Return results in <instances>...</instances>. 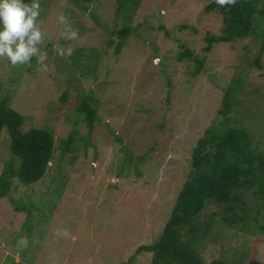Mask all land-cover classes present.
Wrapping results in <instances>:
<instances>
[{
	"label": "rangeland",
	"instance_id": "obj_1",
	"mask_svg": "<svg viewBox=\"0 0 264 264\" xmlns=\"http://www.w3.org/2000/svg\"><path fill=\"white\" fill-rule=\"evenodd\" d=\"M91 1L94 3L91 8L96 10L101 24L114 26L118 20L115 15L117 0ZM206 5L207 0H140L133 22L136 31L123 51L117 54L113 48H106L105 40L109 34L95 24L88 16L90 13L75 6L74 1L41 0V21L46 36L42 52L47 53L48 70L29 73L24 70L26 75L17 84L13 105L26 116L25 130L48 125L55 130L58 142L66 141L74 130L87 137V124L74 123L78 120L79 101L72 90L77 89L85 95L93 93L100 104L92 105L99 116L91 133L95 147H89L87 153L81 151L74 162L71 152L62 159L59 170L70 179L54 169L45 178V183H39L51 192L48 203L56 204V207L51 219L48 208L38 207L39 212H34V232L24 242H18L25 245L28 262L130 264L128 260L139 246L157 238L160 227H153L154 215L169 214L177 186L189 170L194 147L207 129L224 119L218 110L225 88L238 74L236 66L246 52L254 55L259 50L258 40L251 36L236 43L216 44L207 55L203 72L193 77L191 72L196 63L177 58L184 50L182 44L202 56L206 54L203 48L207 45L208 32L222 34L221 19L206 13ZM60 14H64L71 28L78 32L77 38H62L65 26L58 20ZM83 24L93 31L81 34ZM161 26L170 31V36ZM62 39L67 43H62ZM154 46L159 50L156 51ZM76 47H83L84 54L90 56L86 63L98 64L99 77L82 76L84 69L64 72L57 67L56 63H70L68 60ZM58 48H63L65 53L71 49V52L59 55ZM101 52L99 60L91 58ZM2 59L0 80L12 89L13 82H9ZM161 61L168 65L171 85L167 76H163ZM262 63V69L254 67L249 72L252 83L264 84V56ZM67 89L71 92L65 102L62 94ZM250 122L252 126L257 124L254 120ZM162 124L163 128L160 127ZM115 133L124 139L119 146L131 150L135 160L142 158L138 163L145 172L138 181L133 174L118 178L111 169L124 162L123 154L113 140ZM6 137L4 134L1 139ZM1 139L0 154L5 155L7 152L1 149ZM144 183H148L145 202L133 201L138 205L133 210L126 204V199L134 189L135 196L142 195ZM64 186V193L60 192ZM24 188L19 187L18 193L24 194ZM54 192L61 193V198H56ZM133 211L135 217L140 212L137 219L131 216ZM10 213L1 206L0 226L4 222L6 226L11 223L19 228L24 219L16 220ZM0 234L12 242L18 237L10 231L0 230ZM0 245L3 248V242ZM260 247L258 259L264 261V247ZM4 249L6 253L12 252L7 245ZM135 261L131 264H150L151 255L142 253Z\"/></svg>",
	"mask_w": 264,
	"mask_h": 264
},
{
	"label": "trees",
	"instance_id": "obj_2",
	"mask_svg": "<svg viewBox=\"0 0 264 264\" xmlns=\"http://www.w3.org/2000/svg\"><path fill=\"white\" fill-rule=\"evenodd\" d=\"M72 1L82 12L90 13L88 16L95 24L102 27L105 34H109L108 40H105L106 48H113L114 52L120 54L136 31L133 22L140 0H117L115 15L118 20L112 27L101 24V18L91 8L94 6L91 0ZM204 11L221 19L222 34L208 32L207 45L203 48L206 54L202 56L187 48L185 43L182 44L184 50L177 58L179 61L189 59L196 63L191 72L193 77H198L203 72L207 55L216 44L236 43L251 36L258 40L259 50L254 55L246 52L241 63L236 66L238 74L231 78L225 88L222 105L218 110L224 117L223 121L207 129L197 142L190 158L189 170L183 182L177 186L176 198L169 214L160 213L158 217L156 214L153 217V227H160L157 238L152 243L139 246L129 258L130 264L135 263L137 256L142 253L151 255L150 264H264V261L258 259L261 257L259 248L264 247V84L252 83L249 77V72L254 67L263 68L264 0H207ZM78 16L83 18L80 14ZM82 27L81 34L92 30L84 24ZM161 28L170 36L168 29L164 26ZM64 41L67 43L65 39L61 42ZM154 49L158 51L159 47L154 46ZM73 52L68 60L70 63H56L57 67L64 72L84 69L82 76L99 77L98 64L89 65L85 62L88 56L84 54L83 47H76ZM101 54L102 52L92 55L91 58L99 60ZM1 63L5 64L3 68L7 69V77L9 82H13V88L0 80V139L4 134L7 135L5 139H1V149H6L7 153L0 154V208L2 206L5 210L9 209L16 220L24 221L19 228L11 226V223L6 226L4 222L0 226L2 232L18 234L14 242L0 234V244L3 242V248L0 245V264H28L31 262L26 259V247L18 242H24L34 232V217L39 212L38 207L48 208L50 219L56 207V204L48 203L51 192L46 191L47 188L44 190L39 183H45V177L51 169L50 162L56 156L63 159L71 152V161L74 162L81 151L87 153L89 147H95L91 142V133L99 116L92 105L100 104V100L93 93L85 95L77 89L72 90L79 101L76 114L78 120L74 123L87 124V137L74 130L70 138L58 142L55 130L48 125L25 130L26 116L18 111L13 102L17 84L26 73L37 71L36 59L33 58L31 67L13 66L6 57ZM160 64L163 76H167L168 84L171 85L168 65L164 61ZM69 90L63 92L62 101L68 102ZM167 96L170 101L171 94ZM252 120L257 123L255 126H252ZM160 127L163 128V124ZM113 140L123 154L124 162L113 165L112 171L116 172L118 178L133 174L138 181L145 172V168L138 163L142 158L135 160L131 150L119 146L118 143L123 144L124 139L118 133L113 135ZM60 160L56 161V165H59L57 162ZM54 182L55 180L52 181ZM147 185L148 183H144L139 197L135 196V189L129 192L131 196L126 199V204L132 206L133 210L138 208L133 201L145 202ZM19 187H25L24 194L18 193ZM64 191L65 186L60 192ZM53 195L58 199L62 196L57 192ZM133 215L134 211L131 216L137 219L140 212L136 217ZM4 243L12 250L11 253H6Z\"/></svg>",
	"mask_w": 264,
	"mask_h": 264
},
{
	"label": "clouds",
	"instance_id": "obj_3",
	"mask_svg": "<svg viewBox=\"0 0 264 264\" xmlns=\"http://www.w3.org/2000/svg\"><path fill=\"white\" fill-rule=\"evenodd\" d=\"M58 20L65 26L62 33L65 39L77 38L78 32L71 28L64 14H60ZM45 39L41 21V0H0V58L6 57L13 66L31 64L35 58L37 71H47V53L42 52ZM57 51L59 55H65L70 54L71 49L67 53L63 48H58ZM70 136L71 134L68 138ZM59 159V165H56ZM61 161L62 158L56 156L50 162L48 175L54 169L62 173L59 170ZM64 234H68L67 230H64Z\"/></svg>",
	"mask_w": 264,
	"mask_h": 264
}]
</instances>
